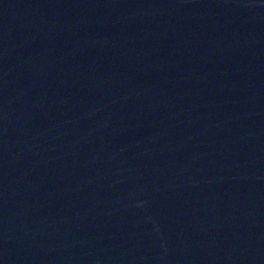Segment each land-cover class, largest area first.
I'll use <instances>...</instances> for the list:
<instances>
[{"label":"water","instance_id":"95a60500","mask_svg":"<svg viewBox=\"0 0 264 264\" xmlns=\"http://www.w3.org/2000/svg\"><path fill=\"white\" fill-rule=\"evenodd\" d=\"M0 264H264V0H0Z\"/></svg>","mask_w":264,"mask_h":264}]
</instances>
